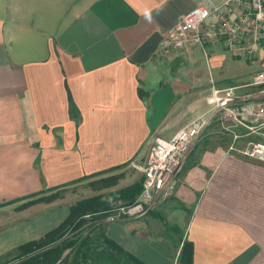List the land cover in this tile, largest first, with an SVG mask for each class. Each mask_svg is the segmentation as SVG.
<instances>
[{
    "label": "crops",
    "instance_id": "1",
    "mask_svg": "<svg viewBox=\"0 0 264 264\" xmlns=\"http://www.w3.org/2000/svg\"><path fill=\"white\" fill-rule=\"evenodd\" d=\"M204 3L0 0V202L141 168L158 138L206 114L212 87L231 85L235 73L205 84L201 46L162 48L166 33ZM206 32L204 47L220 68L226 54L252 60ZM256 57L264 64V46ZM228 137L216 123L197 140L175 194L161 215L151 213L162 219L158 235L144 218L107 234L146 264H172L186 241L194 264H264V163L229 153Z\"/></svg>",
    "mask_w": 264,
    "mask_h": 264
},
{
    "label": "built area",
    "instance_id": "2",
    "mask_svg": "<svg viewBox=\"0 0 264 264\" xmlns=\"http://www.w3.org/2000/svg\"><path fill=\"white\" fill-rule=\"evenodd\" d=\"M202 1L205 3L182 16L177 26L166 33L162 48L165 51L193 46L205 49L201 29L206 27L205 37L209 41L223 40L235 55L253 59L264 46V0ZM207 103L206 114L194 119L173 138L155 141L144 167L142 193L134 204L120 211L143 218L157 204L169 200L176 192L197 140L216 123L231 138L229 153L264 163V143L246 139L256 134L260 129L258 122L264 121V69L248 84L213 86Z\"/></svg>",
    "mask_w": 264,
    "mask_h": 264
},
{
    "label": "trees",
    "instance_id": "3",
    "mask_svg": "<svg viewBox=\"0 0 264 264\" xmlns=\"http://www.w3.org/2000/svg\"><path fill=\"white\" fill-rule=\"evenodd\" d=\"M230 84L235 83L232 81ZM125 167L119 166L109 171L85 176L69 185L89 181V186L94 192H107L117 188L121 180L125 179L126 173L123 171ZM66 187L45 189L29 197L1 204L0 207L4 208L23 202L15 208L16 212H20L38 204H52L61 198L60 192ZM142 190L143 181H139L128 188L78 201L70 208L68 216L56 228L48 231L43 238L38 241H28L16 248V258L24 260L17 264H58L59 262L61 264H146L113 240L101 225L95 226L97 228L77 239H69L68 236L86 224V217H97L110 210L114 203L122 202L124 206L134 204ZM100 216L106 217L105 214ZM96 220L95 218L93 221ZM172 229L166 226L168 233ZM48 246L50 248H47ZM68 249H71L70 254L72 255L62 259L63 253ZM193 262L194 247L191 242L186 241L181 249L178 264H194Z\"/></svg>",
    "mask_w": 264,
    "mask_h": 264
},
{
    "label": "rangeland",
    "instance_id": "4",
    "mask_svg": "<svg viewBox=\"0 0 264 264\" xmlns=\"http://www.w3.org/2000/svg\"><path fill=\"white\" fill-rule=\"evenodd\" d=\"M196 54L198 56L197 61H198L200 79L205 84H210L212 81L214 82V80L217 79V75L219 74V72H224L225 76H228L229 74L233 75L235 73L230 80H233L235 83L248 84L252 82V79L256 75L257 72L264 69V64L256 63L258 62V60L260 61V58H257V57H256L257 59L253 58L249 62L243 61L246 64L245 68L242 67L241 69L237 70V72H235L238 66L243 65V62L239 60H233L231 56H229L228 54H226L227 60L225 62V65H223L221 68L219 67L218 64H215V61L213 60V55H211L208 48L207 49L200 48V51L196 52ZM219 86L220 87L229 86V84L225 83ZM257 126H259L257 128H260L258 132L256 134L247 136L246 139L249 141L264 143V121H262L261 123L258 122ZM244 132L245 131H243V133ZM228 140L230 143L231 138L229 139L228 137ZM150 153L145 161L144 166H142L141 168L135 167V169L130 168L129 170H126L127 172L125 173L128 174L129 176L128 180L130 181H128L129 184H127L126 179L121 180L120 182V184L122 185V186L120 185L121 187L119 186L107 192L99 193V192H94L91 189V187L89 186V181H84L81 183L68 185L66 188L61 190L60 192L61 198L52 204H38L25 211H20V212H16L15 208H17V206H19L20 204L22 205L23 202H20V203L18 202L14 205L4 207V208L0 207V264H17L18 262L24 261L23 259L16 258V252H15L16 248L26 243L27 241H32V240L38 241L41 238H43L44 235L49 230H53L54 228H56L66 218V216H68L70 212V208L74 206L78 201H81L83 199L90 198L93 196H97L103 193H110L111 191L124 189L126 188L125 185H128L127 186L128 188L134 185L135 183H138L139 181H143L144 180V167L150 157ZM38 192H35V193H38ZM35 193H31L29 195L19 197L16 199H23ZM12 200H7V201L4 200L5 202H0V205L7 203V202H11ZM167 201L168 200L160 204H157L152 210H150L146 214L145 217H143L144 219H146V223L155 224V226L152 225L153 227L152 230L155 235H158L160 233L161 230L159 227L161 225L160 223L162 222H160L161 220L159 219V217L158 219H155L153 216H151V213L157 210L158 214L161 215L163 211L162 207L159 210L157 208L161 206L162 204L166 203ZM123 207H127V206H124L122 202L114 203L112 204V208L110 210L103 213L106 215V217L100 216L103 214H99L97 215V217L96 216L86 217L85 219L87 221L86 224L80 230L75 231L71 233L70 235H68L69 239H77V237H80L81 235H86L93 229L97 228L95 226L101 225L103 228L106 229L110 227L111 225H116L118 223L136 221V220L142 219V218L131 217L129 215L124 214V212L120 211V208L122 209ZM111 215H114V216L113 218L110 219ZM95 218L97 220L93 221L95 220ZM153 220H157V221L154 222ZM124 227L126 229H129L128 225ZM165 232L166 234L168 233L166 229H165ZM64 238H67V237H64ZM127 244L126 246L128 247ZM52 245L50 246L52 247ZM50 246H48L47 248H50ZM122 247L125 249L124 246ZM162 247L165 248L166 245L163 244ZM70 253H71V249L66 250L63 253L62 259H66L70 255H72ZM141 258H143V256ZM58 264H61V263L59 262ZM172 264H178V258L176 259L175 257Z\"/></svg>",
    "mask_w": 264,
    "mask_h": 264
}]
</instances>
